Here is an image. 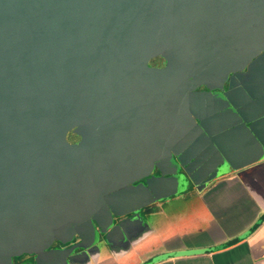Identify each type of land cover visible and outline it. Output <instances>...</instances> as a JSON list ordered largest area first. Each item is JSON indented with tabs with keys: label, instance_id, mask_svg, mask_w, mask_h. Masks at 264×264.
<instances>
[{
	"label": "water",
	"instance_id": "water-1",
	"mask_svg": "<svg viewBox=\"0 0 264 264\" xmlns=\"http://www.w3.org/2000/svg\"><path fill=\"white\" fill-rule=\"evenodd\" d=\"M262 50L264 0H0V264L40 253L54 239L93 235V220L105 231L113 215L137 208L135 190L120 192L137 174L126 170L121 148H109L106 136L122 123L106 119L125 118L108 107L107 96L137 87L143 62L167 60L158 74L144 70L147 83L156 75L171 78L184 63L201 79L240 69ZM164 91L163 166L175 164L170 150L179 141L162 136L174 102ZM180 117L200 134L193 119ZM90 118L99 120L95 132L83 122ZM71 128L83 138L78 146L63 139ZM94 141L96 155L88 156ZM108 203L127 209L112 214Z\"/></svg>",
	"mask_w": 264,
	"mask_h": 264
},
{
	"label": "flooded vegetation",
	"instance_id": "flooded-vegetation-1",
	"mask_svg": "<svg viewBox=\"0 0 264 264\" xmlns=\"http://www.w3.org/2000/svg\"><path fill=\"white\" fill-rule=\"evenodd\" d=\"M179 66L180 70L171 78L161 82L156 75L147 83L143 80L144 70L158 74L167 67L164 57H152L139 66L137 87L126 88L124 95L110 89L107 96L108 107L115 111L119 108L125 114V118L106 119L109 124L122 123L120 127H108L106 136L109 148H121L126 170L137 174L120 189L123 196L132 195L135 190L133 206L137 208L124 215H113L111 223L105 222V231L93 220V235H83L82 239L74 233L64 241L54 239L40 253L11 257L10 264H110V259L125 249L144 222L151 221L161 209L195 197L216 174L233 171V167L257 157L264 158V50L240 69L212 76L206 72L207 77L201 79L196 72L186 70L185 63ZM163 83L167 86L161 87ZM161 89L171 93L168 100H174L168 102L171 117L163 120L167 124L162 136L179 139L170 150L175 164L164 166L160 160ZM176 93L181 95L176 98ZM177 102H183L184 108L177 110ZM182 112L188 121L193 119L199 135L193 134L187 120L182 121ZM98 121L83 120L92 132ZM114 129L120 134H115ZM63 139L72 146L83 141L77 128L65 130ZM97 147L94 141L87 153L83 152L95 156ZM107 209L114 214V210L120 212L127 207L108 203ZM120 225L125 226L122 234L116 233Z\"/></svg>",
	"mask_w": 264,
	"mask_h": 264
},
{
	"label": "crops",
	"instance_id": "crops-1",
	"mask_svg": "<svg viewBox=\"0 0 264 264\" xmlns=\"http://www.w3.org/2000/svg\"><path fill=\"white\" fill-rule=\"evenodd\" d=\"M264 264V158L144 222L110 264Z\"/></svg>",
	"mask_w": 264,
	"mask_h": 264
}]
</instances>
